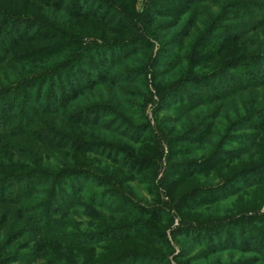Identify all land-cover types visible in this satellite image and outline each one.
<instances>
[{"label":"trees","instance_id":"obj_1","mask_svg":"<svg viewBox=\"0 0 264 264\" xmlns=\"http://www.w3.org/2000/svg\"><path fill=\"white\" fill-rule=\"evenodd\" d=\"M138 4L0 0V264H264V0Z\"/></svg>","mask_w":264,"mask_h":264},{"label":"rangeland","instance_id":"obj_2","mask_svg":"<svg viewBox=\"0 0 264 264\" xmlns=\"http://www.w3.org/2000/svg\"><path fill=\"white\" fill-rule=\"evenodd\" d=\"M145 1L146 0H139V4H138V8H137L139 11H141ZM204 8H205V10L210 12V14H217L218 15L219 13H222V10L220 9V6L218 4H217V6L215 4H211V6L209 5L208 7H204ZM255 13H256V11H255ZM155 50H157V47H156ZM135 66H137V65H135ZM148 114H149L151 120L153 121V116H152V113H151V107L148 110ZM152 123L154 125V122H152ZM164 152H165L164 153V158L162 159V161L160 163L161 170H160V173H159L158 180H160L163 177L165 169H166V165H167V161H166L167 149H165ZM83 185L87 186V188H88L89 182L86 181L85 183H83ZM134 185L135 186H133V187L136 189L135 192L139 193L140 198L148 200L149 199V195L146 193V191H144L140 187L136 186V184H134ZM164 199L168 200V197L164 196ZM247 200L249 201L250 198H248ZM111 204L115 205L114 202H112ZM262 211H264V208H263ZM173 213H174V211H173ZM178 223H179V218L177 217L176 220H175V225L174 226H177ZM168 233H169V236H170V232H168ZM205 236L207 237L206 238V242H209V241H214L215 242L216 240L220 239L222 235H219V234L211 235V234L206 233ZM170 240L172 241L171 236H170ZM176 254H178V252Z\"/></svg>","mask_w":264,"mask_h":264}]
</instances>
